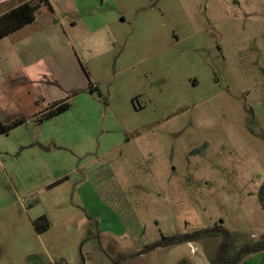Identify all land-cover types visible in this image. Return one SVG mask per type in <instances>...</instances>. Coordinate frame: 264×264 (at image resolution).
Returning <instances> with one entry per match:
<instances>
[{"label":"rangeland","instance_id":"rangeland-1","mask_svg":"<svg viewBox=\"0 0 264 264\" xmlns=\"http://www.w3.org/2000/svg\"><path fill=\"white\" fill-rule=\"evenodd\" d=\"M50 2L15 34L33 54L0 42V122L26 121L0 134V264H213L222 233L168 240L216 227L234 264L264 239V0Z\"/></svg>","mask_w":264,"mask_h":264},{"label":"trees","instance_id":"trees-1","mask_svg":"<svg viewBox=\"0 0 264 264\" xmlns=\"http://www.w3.org/2000/svg\"><path fill=\"white\" fill-rule=\"evenodd\" d=\"M10 8L0 14V41L5 39L6 37L14 34L15 32L25 28L28 25L33 24L37 19V12L43 7H48L51 11H53L52 4L50 0H11ZM93 92L94 89H91ZM71 107L69 97L65 98L62 101L54 102L50 106H48L44 112L40 113L38 122H44L50 120L67 110ZM26 121L21 119L15 121L11 125H4L0 122V134H6L13 128L24 124ZM264 201V200H263ZM38 228V227H37ZM47 229V228H46ZM222 233L225 237V241L219 248L217 253V257H221L223 255V261L225 262L228 258L226 257L228 243L230 242L229 237L231 236L227 231H223L216 227L212 230H205L203 232H198L193 235L192 240L200 235L213 234V233ZM191 240V241H192ZM182 237L171 238L168 240L169 245H175L183 242ZM186 242V241H184ZM190 242V241H189ZM160 247V246H156ZM264 250V239L260 240L254 246H246L244 247L236 256L229 257L234 264L241 262L246 255L256 254ZM226 264V263H225Z\"/></svg>","mask_w":264,"mask_h":264},{"label":"crops","instance_id":"crops-1","mask_svg":"<svg viewBox=\"0 0 264 264\" xmlns=\"http://www.w3.org/2000/svg\"><path fill=\"white\" fill-rule=\"evenodd\" d=\"M26 28H28V26H26L25 28H23V29H21V30L15 32L14 34L5 38V39L8 38L9 40H11L10 43L13 45V49L20 53V54L19 53L15 54L17 57H18V55H22V54H26L28 57V55L33 54V51L35 49L34 48V46H35L34 44H36L35 40H31L29 38V36L26 37L27 35H25V36H16L15 35V34H18L19 32H23L24 30H26ZM5 39H3V40H5ZM3 40H1V41H3ZM33 60H30V61L33 62ZM30 77L32 78V76H30Z\"/></svg>","mask_w":264,"mask_h":264},{"label":"flooded vegetation","instance_id":"flooded-vegetation-1","mask_svg":"<svg viewBox=\"0 0 264 264\" xmlns=\"http://www.w3.org/2000/svg\"><path fill=\"white\" fill-rule=\"evenodd\" d=\"M192 237H193V235L192 236H190V237H187V238H184V237H182L183 238V240L184 241H186V242H189V241H191L192 240ZM218 255H217V253H216V258H215V261L213 262V264H224L225 262L223 261V255H221V257L219 258V257H217Z\"/></svg>","mask_w":264,"mask_h":264},{"label":"water","instance_id":"water-1","mask_svg":"<svg viewBox=\"0 0 264 264\" xmlns=\"http://www.w3.org/2000/svg\"><path fill=\"white\" fill-rule=\"evenodd\" d=\"M45 150H47V149H45Z\"/></svg>","mask_w":264,"mask_h":264}]
</instances>
